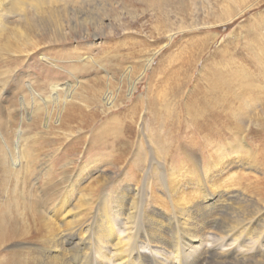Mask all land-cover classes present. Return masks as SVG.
<instances>
[{"label":"rangeland","instance_id":"rangeland-1","mask_svg":"<svg viewBox=\"0 0 264 264\" xmlns=\"http://www.w3.org/2000/svg\"><path fill=\"white\" fill-rule=\"evenodd\" d=\"M250 2L254 5L237 18L218 24L228 13ZM63 6L60 5L59 9ZM66 6L69 16L64 17L63 11L60 12L62 17L59 15L63 22L71 18V23L62 25L67 28L66 34L64 30L59 29L58 33L55 30L53 23H58V20L53 22L49 15L43 14L42 21H39L42 23H36L40 27L38 32L29 28L30 33L28 30L21 35L23 43L21 40L15 43L20 45L22 52L0 53V71L4 73L0 75V80H3L0 83V114L9 117V131H3L0 126L4 149L8 146L11 149L10 140L14 139L15 133L22 134V145H29L31 154H35L30 156L32 174L29 181H38L39 195L47 192L46 183L63 185L66 177L71 175L76 177V181L84 163L92 164L88 167L91 171L99 168L120 172L109 163L111 157L108 154L121 144L117 141V145L114 141L104 143L105 137L110 141L125 137L135 147L144 131L145 135L159 133L165 136L172 131V126L173 132L185 136L189 132H186L188 125L181 105L188 99V107H191L200 99L201 91L217 98L210 93V84H214V80L221 81L218 88L222 93L227 90L226 81L235 79L246 83L253 79L254 85H264L259 69L260 59L264 64V0H74L73 4ZM192 22L198 23V27L177 32L169 40L171 30ZM149 58L153 60L150 64L147 62ZM25 84L32 85L34 93L29 92ZM68 86L74 93L65 100ZM105 89L112 92L111 104L117 107L107 110L102 103ZM36 94L44 98L57 94L59 101L43 104ZM164 101L176 104L167 110ZM71 105H74V110L70 109ZM39 108L43 109L37 112ZM44 110L50 112L46 127ZM262 110L263 105L255 110L253 118L258 114L264 117ZM69 114L74 117H69ZM255 128L253 124L246 128L251 150L244 154V160L233 167V172L228 170V173L217 176L220 189L227 190L232 196L226 200L223 210L207 217L210 221L207 231L212 236L220 232L210 225L212 216L213 219L215 216L228 218V213L243 208L247 211L242 214L246 221L242 222L243 225L248 220L264 216V143L258 132L250 134V130ZM199 158H205L204 154L199 153ZM94 159H101V163H97L99 160L94 162ZM68 162L71 163L65 165ZM177 173L182 182L183 168L178 167ZM0 174L1 201V185L7 178L1 169ZM87 175V172L82 175L80 185L83 187L92 181L93 176ZM18 179L17 176V181L10 182L11 188V183H19ZM152 184V195L159 199V204L152 205L157 211L162 210L168 221L174 217L173 201L168 200V191H164L156 175ZM194 184L186 187L181 184L180 187L184 188L180 190L186 191L179 194L187 197L208 187L207 183ZM80 190L85 191L83 188ZM172 195L176 202L177 194ZM197 195L200 197L202 193ZM241 198H249L253 202L245 203ZM161 199L169 205L162 207ZM254 203L260 210L252 212ZM83 213L82 210L76 216L69 215L66 220L80 217ZM88 223L85 221L84 226ZM58 225L61 229L65 227L60 220ZM253 226H257L255 222ZM260 237L264 239V232ZM11 243L13 246L14 242ZM148 249L146 252L150 251ZM168 249L163 247L160 251L164 253Z\"/></svg>","mask_w":264,"mask_h":264},{"label":"bare ground","instance_id":"bare-ground-1","mask_svg":"<svg viewBox=\"0 0 264 264\" xmlns=\"http://www.w3.org/2000/svg\"><path fill=\"white\" fill-rule=\"evenodd\" d=\"M73 3L74 0H0V53L7 55L22 52L17 42L29 28L33 31L40 29L36 23L42 21L40 19L43 14L49 15L53 22L55 19L59 21L49 22L54 24L56 31L61 29L65 32L67 28L62 25L71 23V18L63 22L59 15L63 11L66 17V4ZM63 4V8L59 9ZM253 5L250 2L239 7L237 11L228 13L218 24L231 22ZM198 25L194 22L181 24L177 30L169 32V40L177 32L183 33ZM152 58L147 61L149 64ZM260 60V76L264 79V64ZM0 75L4 73L0 71ZM214 81V84H210V93L217 98H211L209 93L201 91L200 99L191 107H188V99L181 105L188 125L186 132H189L185 136L173 132L172 126V131L165 136L159 133L145 135V128L142 129L144 133H139L135 147L125 137L111 141L105 137L104 143L117 141L121 144L118 147L113 145L115 148L108 154L111 157L109 163L120 172L99 168L91 171L88 169L91 163H84L76 181V177L71 175L70 178L66 177L63 185L46 183L48 190L44 195L38 194V181H29L32 174V150L29 145H22V134L15 133L14 139L10 140L13 148L8 146L9 150L4 149V137L0 134V169L5 178H9L1 185L0 264H264V239L260 237V233L264 232V216L248 220L243 225L245 218L242 214L247 211L239 208V212H231L233 215L228 213V218L221 215L223 219L211 217L210 225L220 230L216 236L207 231L210 222L207 217L225 208L226 200L232 196L227 190L220 189L217 176L233 172V167H237L244 160V154L251 150V143L247 140L249 131L246 129L250 124L256 127L250 130V134L258 132L264 143V117L258 114L253 118L259 106L263 105L264 112V85H254L253 79L248 83L235 79L226 81L227 90L222 93L218 88L221 81ZM25 86L29 92L34 93L32 85ZM104 91L102 96L105 99L102 103L107 106V110L117 107L111 104L112 92L107 89ZM73 93L70 86L66 87L65 100ZM37 96L43 100V104L59 101L57 94L47 98ZM164 103L167 110L174 104L168 101ZM70 109L74 110V105ZM69 117L74 116L69 114ZM43 119L46 127L50 121L49 111L44 110ZM8 122L9 117L0 114L3 131L8 130ZM126 127L131 128L128 125ZM199 153L204 154L205 158L200 159ZM101 159H94V162L99 160L97 163H101ZM178 167L183 168L182 182L177 173ZM86 172L87 176L93 178L89 185L83 187L80 182ZM155 175L164 191H168V200L173 201L174 217L168 218V221V216L153 206L159 204V199L152 195ZM17 176L20 184L11 183V188L10 182L17 181ZM198 182L207 183L206 190L204 188V191L187 197L182 195L185 189H180L183 186ZM198 185L201 190V185ZM82 188L84 192L80 190ZM199 192L202 193L200 197L197 195ZM175 193L178 196L176 202L172 198ZM160 201L162 207L169 205L164 199ZM243 202L253 201L246 198ZM254 207L252 212L259 209L255 203ZM82 210L84 213L80 217L66 220L69 215L76 216ZM59 220L65 224L62 229L58 225ZM85 221L89 222L86 227ZM254 222L260 226L258 230L257 226H253ZM11 242H14L13 246H10ZM6 246L8 249L5 250ZM163 247L170 249L162 253L160 249ZM147 248L149 252H146Z\"/></svg>","mask_w":264,"mask_h":264}]
</instances>
